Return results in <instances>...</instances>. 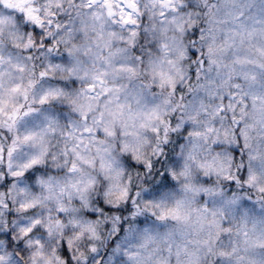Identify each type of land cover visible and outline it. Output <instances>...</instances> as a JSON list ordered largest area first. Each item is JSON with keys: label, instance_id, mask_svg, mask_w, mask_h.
<instances>
[{"label": "clouds", "instance_id": "obj_1", "mask_svg": "<svg viewBox=\"0 0 264 264\" xmlns=\"http://www.w3.org/2000/svg\"><path fill=\"white\" fill-rule=\"evenodd\" d=\"M0 264H264V0H0Z\"/></svg>", "mask_w": 264, "mask_h": 264}]
</instances>
